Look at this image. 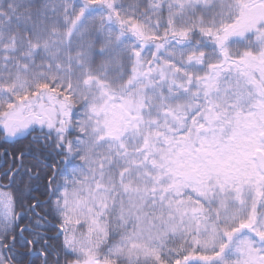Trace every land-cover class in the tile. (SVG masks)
Returning a JSON list of instances; mask_svg holds the SVG:
<instances>
[{
	"label": "snow or ice",
	"instance_id": "obj_1",
	"mask_svg": "<svg viewBox=\"0 0 264 264\" xmlns=\"http://www.w3.org/2000/svg\"><path fill=\"white\" fill-rule=\"evenodd\" d=\"M0 264H264V0H0Z\"/></svg>",
	"mask_w": 264,
	"mask_h": 264
}]
</instances>
